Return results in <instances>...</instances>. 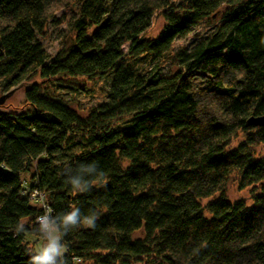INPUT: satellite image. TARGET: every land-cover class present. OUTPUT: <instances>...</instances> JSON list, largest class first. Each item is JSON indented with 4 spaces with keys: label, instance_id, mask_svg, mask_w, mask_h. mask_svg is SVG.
Instances as JSON below:
<instances>
[{
    "label": "trees",
    "instance_id": "obj_1",
    "mask_svg": "<svg viewBox=\"0 0 264 264\" xmlns=\"http://www.w3.org/2000/svg\"><path fill=\"white\" fill-rule=\"evenodd\" d=\"M49 24L72 38L52 57ZM106 75L85 116L52 89ZM35 77L0 110V264L47 241L23 185L51 210L56 264H264V127L246 124L264 116V0H0V96ZM231 176L249 204L226 199ZM73 211L93 226L64 225Z\"/></svg>",
    "mask_w": 264,
    "mask_h": 264
},
{
    "label": "rangeland",
    "instance_id": "obj_2",
    "mask_svg": "<svg viewBox=\"0 0 264 264\" xmlns=\"http://www.w3.org/2000/svg\"><path fill=\"white\" fill-rule=\"evenodd\" d=\"M164 26V21L161 14L156 12L153 16L152 22L149 28L143 33V37L146 39H153L157 36V34L162 30ZM60 27H55L52 24H49L45 29V34L39 37V41L41 42L44 50L46 51L49 57H52L61 47H69L71 46L72 38H68L66 40L60 39L59 30ZM206 24L200 25L196 28V33L204 34L206 32ZM191 37V36H190ZM190 37L186 39L180 40L173 45V49L180 47L182 45H187L190 41ZM123 50H126V46L123 47ZM111 77L106 75L100 80H96L94 82H89L84 78H62L60 80L58 87H53L52 89L60 94L64 99L69 101L70 107L77 111L79 115L85 116L87 111L90 108L102 103L106 100L105 91L108 90L110 84ZM37 79L32 78L28 82H24L17 87L11 89L7 94H5V98L0 103V110H5L3 108H7L10 110H19L23 105V91L26 86L30 85L32 82H36ZM4 95L0 96L2 99ZM241 136L239 135L236 139L233 140L231 144V148L236 147V145L240 142ZM254 152L257 156H261L264 153V145L257 146L254 148ZM250 188H246L243 190H239L237 187L236 177L231 176L228 178L225 185V197L229 202H235L238 200H243L245 203H250ZM55 236L53 230H51L49 236ZM47 238L46 242L39 241L35 242V250L37 251L42 246H46L48 243L49 236L45 235ZM141 236V232H137L133 235V238H138ZM31 245V244H30ZM79 264V263H78ZM82 264H92V263H82Z\"/></svg>",
    "mask_w": 264,
    "mask_h": 264
},
{
    "label": "clouds",
    "instance_id": "obj_3",
    "mask_svg": "<svg viewBox=\"0 0 264 264\" xmlns=\"http://www.w3.org/2000/svg\"><path fill=\"white\" fill-rule=\"evenodd\" d=\"M77 183V182H74ZM41 224L44 228L48 227L47 217H40ZM79 215L77 211H73L63 218V223L66 226L79 227L86 226L92 227V220L90 218H85L78 224ZM63 246L58 243V237L49 236L48 243L46 246H42L37 250V255L32 258L31 264H56V258L63 256L64 254Z\"/></svg>",
    "mask_w": 264,
    "mask_h": 264
},
{
    "label": "built area",
    "instance_id": "obj_4",
    "mask_svg": "<svg viewBox=\"0 0 264 264\" xmlns=\"http://www.w3.org/2000/svg\"><path fill=\"white\" fill-rule=\"evenodd\" d=\"M22 195L25 196L30 202L34 203L41 211V214L36 218V223L41 227L45 235L49 236L51 227L49 224V214L51 212L49 206L46 203L44 194L39 191L36 187H27L23 185ZM40 217H47L48 227L44 228L41 224Z\"/></svg>",
    "mask_w": 264,
    "mask_h": 264
},
{
    "label": "water",
    "instance_id": "obj_5",
    "mask_svg": "<svg viewBox=\"0 0 264 264\" xmlns=\"http://www.w3.org/2000/svg\"><path fill=\"white\" fill-rule=\"evenodd\" d=\"M5 97L6 96L4 95L2 99H0V103L3 101V98ZM246 124L252 127H264V116L249 117L246 121Z\"/></svg>",
    "mask_w": 264,
    "mask_h": 264
}]
</instances>
